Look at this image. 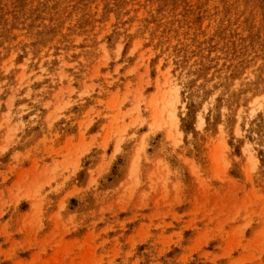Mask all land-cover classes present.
I'll return each instance as SVG.
<instances>
[{
    "label": "rangeland",
    "instance_id": "obj_1",
    "mask_svg": "<svg viewBox=\"0 0 264 264\" xmlns=\"http://www.w3.org/2000/svg\"><path fill=\"white\" fill-rule=\"evenodd\" d=\"M0 264H264V0H0Z\"/></svg>",
    "mask_w": 264,
    "mask_h": 264
}]
</instances>
